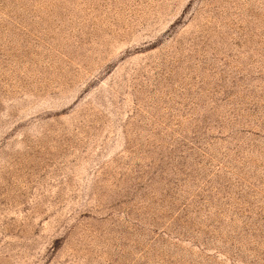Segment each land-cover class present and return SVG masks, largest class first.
<instances>
[{"label": "rangeland", "instance_id": "obj_1", "mask_svg": "<svg viewBox=\"0 0 264 264\" xmlns=\"http://www.w3.org/2000/svg\"><path fill=\"white\" fill-rule=\"evenodd\" d=\"M0 264H264V0H0Z\"/></svg>", "mask_w": 264, "mask_h": 264}]
</instances>
